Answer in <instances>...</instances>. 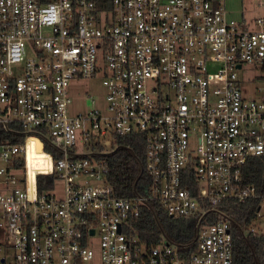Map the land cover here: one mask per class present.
I'll return each mask as SVG.
<instances>
[{"label": "built area", "instance_id": "obj_1", "mask_svg": "<svg viewBox=\"0 0 264 264\" xmlns=\"http://www.w3.org/2000/svg\"><path fill=\"white\" fill-rule=\"evenodd\" d=\"M101 1L0 0V264H232L233 201L264 236V189L244 174L264 155V19L224 0ZM96 76L103 108L70 113V84ZM122 135L143 139L135 195L107 176ZM148 200L190 235L143 240Z\"/></svg>", "mask_w": 264, "mask_h": 264}, {"label": "trees", "instance_id": "obj_2", "mask_svg": "<svg viewBox=\"0 0 264 264\" xmlns=\"http://www.w3.org/2000/svg\"><path fill=\"white\" fill-rule=\"evenodd\" d=\"M102 6H108L109 0H102ZM23 134L19 135L22 139ZM109 165L108 179L119 195H135L144 192L142 181L143 139L140 136L122 135L116 137L114 147L103 154ZM244 174L249 182L264 189V155L251 156L245 166ZM53 174H37L39 190L51 186ZM48 180L47 184L45 180ZM228 216L233 220V261L232 264H264V236L244 233L243 224L252 215L250 201H233L227 208ZM139 236L148 243L158 239L164 232L168 236L185 238L190 235V226L184 217L171 216L156 202L148 200L140 207L136 221Z\"/></svg>", "mask_w": 264, "mask_h": 264}, {"label": "rangeland", "instance_id": "obj_3", "mask_svg": "<svg viewBox=\"0 0 264 264\" xmlns=\"http://www.w3.org/2000/svg\"><path fill=\"white\" fill-rule=\"evenodd\" d=\"M224 2L229 15L248 27H258L256 18L262 17L264 19V0H224ZM262 27H264V22ZM69 93L71 96V102L68 106L70 113L87 109L90 106L92 96L96 100L95 106L103 108L106 103L105 88L100 76L73 81L69 86ZM108 146L105 145V147ZM60 187H62V182L57 184V189Z\"/></svg>", "mask_w": 264, "mask_h": 264}, {"label": "water", "instance_id": "obj_4", "mask_svg": "<svg viewBox=\"0 0 264 264\" xmlns=\"http://www.w3.org/2000/svg\"><path fill=\"white\" fill-rule=\"evenodd\" d=\"M40 147H41V142L38 141V148L40 149Z\"/></svg>", "mask_w": 264, "mask_h": 264}]
</instances>
